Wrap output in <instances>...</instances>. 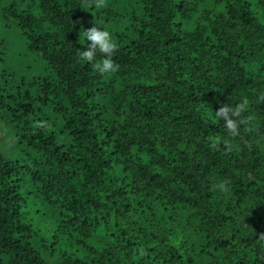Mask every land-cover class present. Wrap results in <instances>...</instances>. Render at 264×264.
<instances>
[{
	"label": "trees",
	"instance_id": "obj_1",
	"mask_svg": "<svg viewBox=\"0 0 264 264\" xmlns=\"http://www.w3.org/2000/svg\"><path fill=\"white\" fill-rule=\"evenodd\" d=\"M0 1V264H264V0Z\"/></svg>",
	"mask_w": 264,
	"mask_h": 264
},
{
	"label": "clouds",
	"instance_id": "obj_2",
	"mask_svg": "<svg viewBox=\"0 0 264 264\" xmlns=\"http://www.w3.org/2000/svg\"><path fill=\"white\" fill-rule=\"evenodd\" d=\"M102 5L103 0H98ZM83 36L86 40L87 47L80 52V58L93 64L94 69L100 74H112L118 71V65L113 57L118 50V44L115 41L112 32L103 26L94 25L84 30ZM97 54L100 59L97 61ZM243 106L233 108L228 104H221L216 112L218 118L224 121L226 130L235 135L238 132L240 121L239 117ZM221 189L227 191V181H222L219 185Z\"/></svg>",
	"mask_w": 264,
	"mask_h": 264
},
{
	"label": "rangeland",
	"instance_id": "obj_3",
	"mask_svg": "<svg viewBox=\"0 0 264 264\" xmlns=\"http://www.w3.org/2000/svg\"><path fill=\"white\" fill-rule=\"evenodd\" d=\"M2 6V1H0V7ZM0 22L2 18L0 17ZM0 38L8 41L13 48L16 50L15 56H7V63L14 62V64L19 68L20 66H25V62L19 56L17 50V45L19 43V36L17 31L8 32L7 34L0 28ZM13 54V55H14ZM9 60V61H8ZM27 63V62H26ZM32 72V71H31ZM26 74V72H22ZM0 151L2 154L10 160L19 159L21 157L20 146L17 143L15 134L13 130L10 129L9 125L4 124L0 121Z\"/></svg>",
	"mask_w": 264,
	"mask_h": 264
}]
</instances>
